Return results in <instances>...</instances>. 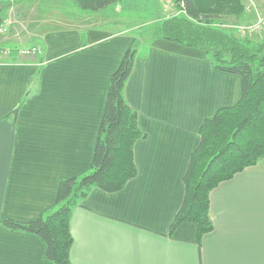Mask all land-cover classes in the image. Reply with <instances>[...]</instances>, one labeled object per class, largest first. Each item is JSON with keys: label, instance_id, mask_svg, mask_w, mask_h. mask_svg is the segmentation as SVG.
<instances>
[{"label": "crops", "instance_id": "crops-1", "mask_svg": "<svg viewBox=\"0 0 264 264\" xmlns=\"http://www.w3.org/2000/svg\"><path fill=\"white\" fill-rule=\"evenodd\" d=\"M12 2L0 36V48L13 52L0 55V264H53L41 238L4 222L46 216L60 181L90 171L110 79L133 38L108 9ZM246 2L241 21L249 22L261 6ZM250 35L262 41L264 29ZM32 47L41 54H16ZM137 51L124 94L144 134L134 148L138 174L120 192L93 190L73 210L71 262L264 264V160L211 192L214 230L201 243L190 223L170 234L200 129L239 102L241 79L216 70L205 52L166 40Z\"/></svg>", "mask_w": 264, "mask_h": 264}, {"label": "trees", "instance_id": "trees-1", "mask_svg": "<svg viewBox=\"0 0 264 264\" xmlns=\"http://www.w3.org/2000/svg\"><path fill=\"white\" fill-rule=\"evenodd\" d=\"M84 12L99 13L125 0H71ZM178 12L157 26L155 40H166L198 49L213 61L216 70L241 79L242 97L220 109L200 129V144L193 153L184 177L185 197L175 216L170 234L182 225L196 226L198 242L214 230L210 216V194L264 160V40H242L216 25L223 17L245 15L243 0H174ZM11 7L0 0V17ZM132 42L112 74L93 164L80 177L60 181L57 203L46 216L30 222L6 220L5 228L38 236L47 247L53 264H73L70 223L73 210L99 189L122 191L138 172L134 158L136 143L144 138L138 114L125 99V87L133 73L138 51Z\"/></svg>", "mask_w": 264, "mask_h": 264}, {"label": "rangeland", "instance_id": "rangeland-1", "mask_svg": "<svg viewBox=\"0 0 264 264\" xmlns=\"http://www.w3.org/2000/svg\"><path fill=\"white\" fill-rule=\"evenodd\" d=\"M253 2L261 6V12L258 14H254L253 20L248 22L241 21L244 17L240 19H235L233 17H223L216 26L220 29L228 31L229 33H234L238 38L242 40H251L252 38L250 35V31H246L245 33L241 34L237 31V29L238 27L246 28L254 25L257 23L259 18H264V0H253ZM243 4L244 6H247L249 3H247L245 0ZM12 7L13 2L11 3V7L9 9L11 11L9 17L14 18ZM107 9L111 17L120 20L119 23H123L119 24L118 30L128 31L129 36L133 38V41H135L134 48L136 50H141L143 53H145L147 49L152 46V43L156 41V28L162 23V21L166 20L172 15H186L185 12H178L176 10L174 0H125ZM263 29L264 26L259 32H261ZM259 32L256 31L253 33ZM3 51L7 50L3 49ZM19 51H17V55ZM11 53L13 54V52Z\"/></svg>", "mask_w": 264, "mask_h": 264}, {"label": "built area", "instance_id": "built-area-1", "mask_svg": "<svg viewBox=\"0 0 264 264\" xmlns=\"http://www.w3.org/2000/svg\"><path fill=\"white\" fill-rule=\"evenodd\" d=\"M264 26V18H259L256 24L251 25L249 27H238L237 31L241 34L245 33L246 31L256 32L260 31L261 28ZM5 34V27L0 26V36ZM12 51H3L0 49V55H12ZM41 54V49L39 47H32L28 49H23L18 52V56L20 57H36Z\"/></svg>", "mask_w": 264, "mask_h": 264}, {"label": "water", "instance_id": "water-1", "mask_svg": "<svg viewBox=\"0 0 264 264\" xmlns=\"http://www.w3.org/2000/svg\"><path fill=\"white\" fill-rule=\"evenodd\" d=\"M3 23V20H2V18L0 17V25Z\"/></svg>", "mask_w": 264, "mask_h": 264}]
</instances>
